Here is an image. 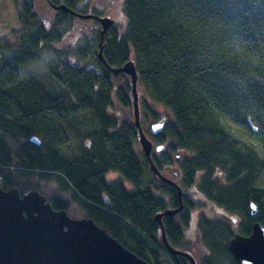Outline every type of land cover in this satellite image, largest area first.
<instances>
[{"label":"trees","instance_id":"1","mask_svg":"<svg viewBox=\"0 0 264 264\" xmlns=\"http://www.w3.org/2000/svg\"><path fill=\"white\" fill-rule=\"evenodd\" d=\"M46 1L54 8L64 5L80 15L92 14L97 21L104 18L87 6L96 0ZM26 10L18 16L21 30L14 32L15 38L0 39V187L4 191L18 189L22 197L38 191L55 211L68 212L77 202L89 218L150 264L165 262V255L189 264L181 256H171L157 240L156 216L179 207L177 190L158 181L144 152L137 150L138 130L127 122L128 116L118 120L108 112L114 104V81L124 82L117 94L122 110L133 106L130 78L110 71L133 60L138 86L176 124L170 129L165 125L152 137L154 144L167 147L153 159L158 170L168 177L167 167L178 169L177 184L184 193L196 186L195 192L227 208L233 220L240 221L241 234L250 232L256 222L264 226V189L258 184L264 173V0H122L121 15L127 24L105 34L104 61L98 57L101 68H80L74 62L48 64L50 76L67 93L63 97H53L40 84L21 77V66L60 41L50 26L31 14V4ZM53 16L61 23L73 18L62 10L53 11ZM33 20L39 25L36 30L29 29ZM91 110L101 125L99 139L84 155L70 158L62 151L69 143L62 125ZM149 117L161 123L160 115ZM32 137H38L41 146L31 143ZM145 169L155 180L141 191ZM111 171L120 172L137 191L129 192L121 181L107 182ZM187 199L183 195L182 230L189 223L187 209L201 205ZM251 203L258 208L254 217ZM165 220L171 245L191 253L174 241L181 239L174 234L180 233L177 224ZM205 221L204 230H211L204 240L210 241L209 248L228 247L232 237L228 223ZM217 257L201 264H219L226 256L218 252Z\"/></svg>","mask_w":264,"mask_h":264},{"label":"water","instance_id":"2","mask_svg":"<svg viewBox=\"0 0 264 264\" xmlns=\"http://www.w3.org/2000/svg\"><path fill=\"white\" fill-rule=\"evenodd\" d=\"M80 19L95 18L92 15H80L65 6H56ZM103 29L99 59L104 61V36L114 27L110 17L98 19ZM113 75L121 73L130 77L134 107L135 126L138 130V140L144 154L148 157L151 171L163 182L174 187L178 192L180 208L176 211L167 210L156 216L160 225L161 238L168 253L175 257L181 256L196 264L191 254L171 245L165 227L164 216H174L183 210L182 197L184 191L177 182L162 175L151 157L155 148L161 153L166 146H155L145 135L140 121L138 94L139 74L135 62L131 60L121 68H111ZM165 123L152 125L154 136L159 135ZM30 142L41 146L38 137H32ZM250 214H258L254 203L250 204ZM229 249L236 264H264V226L256 222L248 236L236 234L229 242ZM0 264H150L126 248L106 229L92 218L74 219L68 212L55 211L48 199L38 191H30L23 197L18 189L4 191L0 187ZM163 264H170L164 262Z\"/></svg>","mask_w":264,"mask_h":264},{"label":"rangeland","instance_id":"3","mask_svg":"<svg viewBox=\"0 0 264 264\" xmlns=\"http://www.w3.org/2000/svg\"><path fill=\"white\" fill-rule=\"evenodd\" d=\"M33 6L32 13L36 14L38 16V20H41L43 24L50 26L48 29H51L55 35L60 39L59 42H55L51 48L46 52H43L42 55L20 67V74L22 79L24 80H30L36 82V84H40L43 86L47 93H49L53 97H63L67 96V93L65 89L54 79L50 76L47 66L51 62H59L60 66H62L64 63H72L79 65L80 68H101V64L99 63V59L97 57V45L93 43V39L89 38V35L85 32V29H81L77 25L76 20L72 19H66L65 22L61 23V21L57 20L54 22L51 19V14L48 12H54L60 11L55 8H52L48 3L45 2V0H0V39L14 37V32H17L21 29V25L18 19L17 11L21 8V10H26L27 6L23 7L21 6V3H28ZM88 3V2H84ZM102 4V2H101ZM110 5L106 6L107 11L110 9L108 14L112 17L111 19H117L119 18V15L117 14V8H110ZM112 6V5H111ZM93 7V5H90V9ZM59 19V18H58ZM84 23L87 24V28L92 27V19H86L83 20ZM34 20L31 23L30 30H36L39 28L38 22L33 23ZM120 22L118 23L119 28L122 29L126 26V20L123 14L121 15L120 11ZM80 26L82 24L80 23ZM120 33V32H118ZM13 56V53L6 55L7 58H10ZM124 85L123 81H114L113 86L114 95L112 96L113 100V106L108 111L109 113L115 115L118 117V120L122 119L124 120L125 115L128 116V123H132L135 125V119H134V107L124 111L122 110L121 106L117 103L118 99V88L122 87ZM132 88V87H131ZM144 89L140 88L138 86V94L140 95L139 99V109H140V121L141 125L143 123V129L145 135H147L150 140H152V137H154L151 127L152 125L156 124V122L151 121L153 120V117H149L150 114H158L160 115V121L159 122H166L165 128L170 129V127H175V121H172V117L170 114H168L166 111L163 110V108H155L152 103H150V98L146 96V92L144 93ZM130 96L132 97V89ZM142 97L144 99L142 100ZM133 99V97H132ZM143 102V103H141ZM144 107V110H143ZM124 112H126L124 114ZM117 120V122H118ZM167 120V121H166ZM158 123V122H157ZM170 126V127H169ZM164 128V130H165ZM62 129L66 131L68 137H69V143L67 146L62 148V151L65 155L69 156L70 158L79 157L81 155H84L88 152L89 146L94 141L97 143L99 139V134L101 133V125L99 120L97 119L96 113L94 110L77 114L65 121L62 125ZM163 132V131H162ZM140 144V143H139ZM143 151L141 145L137 147V150ZM182 153H176L174 154V157L176 155H179ZM154 154H152L153 156ZM146 156V155H145ZM151 156V157H152ZM147 157V156H146ZM155 157H153L154 159ZM156 158H160V155H157ZM148 159V157H147ZM178 161H182L183 159H177ZM149 161V159H148ZM176 162V161H174ZM173 172V171H172ZM176 174V175H175ZM173 172L172 178L170 180H174L177 178L176 176H179L177 173ZM143 179H142V185H141V191H144L148 188V186L154 182L153 175L149 172V169H145L143 173ZM175 177V178H174ZM159 181L160 179L157 178ZM106 181L109 183H113L115 181H121L126 189L129 192H136L135 185L126 180L120 172L111 171L106 176ZM177 182H180V178L176 180ZM259 187L261 189H264V173H262V176L259 181ZM159 186V184H155ZM56 184L51 185L52 188H56ZM158 190L160 187H156ZM196 186H191L188 189V200L192 203H201L203 206H197L194 207V209L189 208L188 214H189V223L187 227V239H193L195 238V226L197 223V215H201L202 213L206 218L209 220H220L225 221L228 223V227H230V231L234 233V231L237 230L236 222L233 220V216L231 212L214 202L207 201L206 203H203L202 198L204 197V194L197 193ZM155 194L156 192L153 191ZM66 197L70 196V193L64 194ZM206 199V198H205ZM207 200V199H206ZM168 202L170 203V200L168 199ZM210 203V204H207ZM226 210V212L221 213V211ZM167 211V210H166ZM68 214L70 217L74 219H84L89 217V213L87 210H85L79 203L73 202L71 205V209L68 210ZM235 218V217H234ZM182 219L184 221V215H182L179 219V221ZM204 224L203 226H205ZM158 240L162 242L161 240V233L158 236ZM129 249V248H128ZM214 254L217 255L218 252L215 249Z\"/></svg>","mask_w":264,"mask_h":264},{"label":"flooded vegetation","instance_id":"4","mask_svg":"<svg viewBox=\"0 0 264 264\" xmlns=\"http://www.w3.org/2000/svg\"><path fill=\"white\" fill-rule=\"evenodd\" d=\"M101 2H102V4H101ZM121 2H122V0H96V2L95 3H93V4H91V5H93V7L91 8V9H96V10H98L99 11V13L100 14H102V16H100V17H111L109 14H108V12L110 11V9H108V11H107V8H106V6H108V5H110L109 7L110 8H117V14L119 15V18H117V19H114V27L113 28H117V27H119V25H118V23H120V11H121ZM46 3H48V5H50L49 4V2L48 1H46ZM26 4V6L28 7L29 6V2L28 3H25ZM112 5V6H111ZM21 6H23V3H21ZM51 6V5H50ZM88 7H90V5L88 4L87 5ZM52 8H54L53 6H52ZM90 9V8H89ZM90 9V10H91ZM54 11V10H53ZM48 12L51 14V19H53V12H50V10H48ZM20 13H23V14H26L27 13V10H21V8L20 9H18V11H17V15L19 16V14ZM34 17H36V18H38V16L34 13H31ZM112 18V17H111ZM72 20H76L77 21V25H78V28L77 29H79V27L83 30V29H85V32L89 35V38H92L93 39V43L95 44V45H97V49L100 47V41H101V31H102V29H103V27H102V25L100 24V22L99 21H97V20H95V19H93L92 21V27L89 29V28H87L86 26H87V24L86 23H84V21L82 20V19H72ZM80 23L82 24V26H80ZM10 38V37H9ZM104 39H105V36H104ZM99 52V51H98ZM98 52H97V55H98ZM122 74V73H121ZM128 77V76H127ZM128 78H130V77H128ZM154 145H157V144H154ZM167 151V148H166V150H165V152ZM164 152V151H163ZM163 152H161V153H155L154 154V157H156L157 155H161ZM174 173H177L179 176L177 177V178H175L173 181L174 182H177L176 180L181 176V173H180V171L178 170V169H176V168H166L165 169V173L168 175V179H170V178H172V176H174L173 175V172ZM202 194V193H201ZM70 195H72V194H70ZM183 195H185V196H187V198H188V194H187V192L186 193H183ZM205 197V196H204ZM178 199H179V197H178ZM187 200H190V199H187ZM202 201H203V203H206L207 201H208V199L206 200L205 198H202ZM202 203V202H201ZM182 204H183V210L181 211V212H179V213H177L176 215H174V216H172V217H170V216H164L163 217V219H162V223H163V220H165V219H167V218H169L170 219V222L171 221H173L174 222V224H177V226H178V229H179V231H180V233H178V235H177V233H175L174 232V234L176 235V237H181V239H174V241H176V242H181L182 244H184V246L186 247V248H188V249H190L191 250V253L190 252H187V251H185V250H182V251H185V252H187V253H189V254H191L192 255V257L196 260V264H201V262L202 261H204L205 259H208L210 262H211V259L213 258V256L215 255L214 254V248H212L211 246H210V248H209V245H210V241L208 242V241H206V242H204V240H205V238L206 237H208V232L209 231H211V230H209V231H207V230H204V228L207 226V224L205 225V226H203L204 224H205V220H207V221H212V220H209L208 218H206L205 216H204V214L202 213L201 215H197V223H196V226H195V233H196V235H195V238H193V239H187V237H186V234H187V229H181V226H180V224L182 223V219L179 221V219H180V217L182 216V213H183V211H185V209H186V207H185V204H184V201H183V197H182ZM207 204H210V203H207ZM180 206H181V204H180V200H179V207H177V208H169L168 210H174V211H176V210H178L179 208H180ZM200 206H203L202 204L200 205ZM192 209H194V208H192ZM188 210V209H187ZM88 212V211H87ZM164 212H166V211H164ZM164 212H162V213H164ZM223 212H226V210L224 209V211H221V213H223ZM89 213V212H88ZM161 214V213H160ZM89 218V217H88ZM205 219V220H204ZM156 221V220H155ZM166 221V220H165ZM236 227H237V230L236 231H234V233L232 232V237H231V239L236 235V234H241V232L239 231V225H240V221L239 222H237L236 221ZM163 225H164V223H163ZM164 227H165V225H164ZM177 229V228H176ZM177 229V230H178ZM251 232H252V230L249 232H247L246 234H241V235H243V236H248V235H250L251 234ZM161 233V232H160ZM160 233H159V235H160ZM231 239H230V241H231ZM158 240V239H157ZM161 240H162V238H161ZM229 241V242H230ZM163 242V241H162ZM162 242H160L159 240H158V243L159 244H162ZM173 246V245H172ZM163 247H164V249H165V246H164V243H163ZM179 249V248H178ZM161 250V249H160ZM159 250V251H160ZM166 250V249H165ZM181 250V249H180ZM216 250L218 251V252H222V253H224L225 254V259H223V261L222 262H219V264H236V262H235V258L233 257V255L231 254V252H230V249H229V244H228V247H224V248H219V246L216 248ZM167 251V250H166ZM168 252V251H167ZM162 254H164V253H162ZM218 255V254H217ZM217 255H215L216 256V258L218 259V257H217ZM165 260L167 261V262H169L170 264H178V262L176 261H174V259L172 260L171 259V257L170 256H166L165 255ZM187 262L186 263H188L189 262V264H191L190 263V261L189 260H187V259H185ZM165 261V262H166ZM160 264H163L164 263V260H160ZM174 262V263H173ZM151 263H153V260L151 261Z\"/></svg>","mask_w":264,"mask_h":264},{"label":"crops","instance_id":"5","mask_svg":"<svg viewBox=\"0 0 264 264\" xmlns=\"http://www.w3.org/2000/svg\"><path fill=\"white\" fill-rule=\"evenodd\" d=\"M88 0H84V2H87ZM59 6H64V5H59ZM58 7V6H57ZM66 7V6H65ZM62 11H64V10H62ZM66 12V11H65ZM88 15H92V14H88ZM92 16H94V15H92ZM95 17V16H94ZM105 18V17H104ZM93 19H95V18H92V20ZM21 30V29H20ZM19 30V31H20ZM18 32V31H17ZM13 38V37H12ZM16 38H17V36H16ZM98 51H100V49L98 50ZM97 57H99V52H98V55H97ZM162 133V132H161ZM158 136V135H157ZM157 136H155V137H157ZM154 143V142H153ZM165 146V145H164ZM167 148V147H166ZM165 152V151H164ZM158 153V152H157Z\"/></svg>","mask_w":264,"mask_h":264},{"label":"bare ground","instance_id":"6","mask_svg":"<svg viewBox=\"0 0 264 264\" xmlns=\"http://www.w3.org/2000/svg\"><path fill=\"white\" fill-rule=\"evenodd\" d=\"M71 14V13H70ZM72 15V14H71ZM72 17L73 18H69V19H80V18H78L77 16H75V15H72ZM83 20V19H82ZM156 153V150H155V148H154V150H153V154H155ZM109 231V230H108Z\"/></svg>","mask_w":264,"mask_h":264},{"label":"built area","instance_id":"7","mask_svg":"<svg viewBox=\"0 0 264 264\" xmlns=\"http://www.w3.org/2000/svg\"><path fill=\"white\" fill-rule=\"evenodd\" d=\"M0 180H2V179L0 178Z\"/></svg>","mask_w":264,"mask_h":264}]
</instances>
